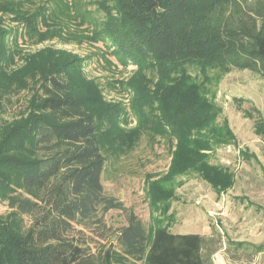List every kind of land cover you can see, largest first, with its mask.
Wrapping results in <instances>:
<instances>
[{
    "label": "trees",
    "instance_id": "trees-1",
    "mask_svg": "<svg viewBox=\"0 0 264 264\" xmlns=\"http://www.w3.org/2000/svg\"><path fill=\"white\" fill-rule=\"evenodd\" d=\"M35 2L0 0V89L32 90L20 115L0 124V202L8 208L0 264H214L223 244L216 229L170 231L173 182L194 173L218 195L234 185V172L211 162L216 149L237 145L214 99L232 70L264 80V0H95L94 13L71 0ZM52 40L101 43L99 63L111 73L118 66L110 57L134 65L126 80L108 82L131 95V110L104 99L85 72L87 57L20 48ZM245 114L264 143L262 111L251 105ZM144 131L170 143L168 171L146 177L148 227L102 185L106 155L127 151ZM238 153L264 172L253 152ZM110 210L125 212L126 222L111 229ZM226 243L229 264H250L264 251V243Z\"/></svg>",
    "mask_w": 264,
    "mask_h": 264
},
{
    "label": "rangeland",
    "instance_id": "rangeland-1",
    "mask_svg": "<svg viewBox=\"0 0 264 264\" xmlns=\"http://www.w3.org/2000/svg\"><path fill=\"white\" fill-rule=\"evenodd\" d=\"M71 1L76 3L79 9L81 5L92 13L96 11V5L92 3L95 0ZM37 2L38 0L35 4ZM100 13L101 17L103 14L101 11ZM78 20L79 18L72 20L75 27L80 24ZM22 43L20 48L23 53L49 45L87 57L85 72L88 77L97 80L104 99L120 103L123 109L131 110V95L120 91L118 82L113 86L108 85V82L126 80L131 76L135 66L123 68L110 57L113 64L118 67L113 73L109 72L104 68V64L99 63L98 49L104 51L101 43L88 40L75 44H62L58 40L35 45L31 42ZM216 88L214 100L221 108L217 120L219 122L224 118L228 120L238 146L230 145L216 149L211 154V162L231 169L235 175V183L218 195L208 183L194 173L177 177L173 182L175 190L171 206L176 218L170 231L209 235L216 229L222 236L221 249L227 246V238L254 244L264 243V172L259 163L253 160L247 162L238 153L239 149L253 152L264 166V143L253 133V119L245 116L251 105L260 109L264 115V80L250 71L235 69L222 75ZM31 94L30 87L22 91L0 89V104L4 106L0 124L18 117ZM235 98H241L243 102H236ZM133 125L135 124L129 126ZM148 125L151 126V122ZM106 156L108 158L102 173L104 193L122 201L124 206L132 210L148 227L152 220L145 193L146 177L150 174L156 179L168 171L170 160L168 136L163 137L144 131L127 151L117 157H113L112 154ZM7 210L6 204L0 202V213ZM104 220L107 226L115 229L126 222V213L110 210L105 214ZM241 260L235 264H248L245 259ZM250 264H264V251L256 255Z\"/></svg>",
    "mask_w": 264,
    "mask_h": 264
},
{
    "label": "crops",
    "instance_id": "crops-1",
    "mask_svg": "<svg viewBox=\"0 0 264 264\" xmlns=\"http://www.w3.org/2000/svg\"><path fill=\"white\" fill-rule=\"evenodd\" d=\"M224 249H220L213 254V263L214 264H229L227 259L224 256Z\"/></svg>",
    "mask_w": 264,
    "mask_h": 264
}]
</instances>
